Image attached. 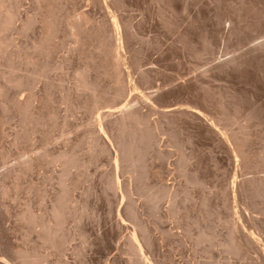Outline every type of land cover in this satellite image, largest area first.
I'll use <instances>...</instances> for the list:
<instances>
[{"label": "bare ground", "instance_id": "1", "mask_svg": "<svg viewBox=\"0 0 264 264\" xmlns=\"http://www.w3.org/2000/svg\"><path fill=\"white\" fill-rule=\"evenodd\" d=\"M77 1L0 0V146L5 148L0 191L7 195L9 181L16 191L23 180L29 182L19 216L28 248L17 260L0 253V264H52L77 240L81 246L73 256L80 264L102 259L104 264H176L172 248L166 253L165 246H185L193 238L164 225L177 218L181 203L183 220L199 230L192 248L207 256V264H218V249L226 264H247L252 254L260 257L253 264H264V85L253 92L254 106L232 85L257 75L261 66L264 81V0H147L167 30L179 27L181 9L195 8L190 27L202 43V55L210 52L215 36L227 51L204 72L191 67L190 78L148 90H142L143 82L152 81L156 67L141 62L151 43L128 16L127 2L80 0L91 8L86 13ZM211 20L216 34L204 27ZM197 25L201 31L194 29ZM70 40L75 49L53 67ZM190 47L192 56L199 54ZM82 61L74 86L53 96L49 73ZM187 86L190 100L180 90ZM204 88L213 93L214 112L201 106ZM78 112L79 122L71 123L70 114ZM182 124L235 166L233 181L232 172L224 171L215 195L196 191L203 190L205 174L191 140H181ZM165 144L181 150L183 189L179 185L172 191L165 184L171 174V151L161 149ZM37 145L53 146V151L35 153ZM12 158L15 163L9 165ZM44 168L52 170L59 190L45 194L40 215L36 181ZM231 199L258 217L235 212L233 218ZM9 214H0V247L8 243L1 229Z\"/></svg>", "mask_w": 264, "mask_h": 264}, {"label": "rangeland", "instance_id": "2", "mask_svg": "<svg viewBox=\"0 0 264 264\" xmlns=\"http://www.w3.org/2000/svg\"><path fill=\"white\" fill-rule=\"evenodd\" d=\"M30 0H28L29 2ZM129 6V13L128 16L133 15L134 17V24L139 29V33L141 38L145 41H150L151 45L148 48L145 57H143V61L141 62L142 66H145L149 63L155 64V73H153L152 81L149 83L143 82L142 90H148L152 88H157L159 86H164V83L170 82L174 79L180 78L182 81L185 79L190 78L189 75L191 67H198L200 72H204L206 69L212 67L215 64V60L220 58L223 55L227 54L226 45L224 42L220 41L218 36H215L212 40V45L210 48V52L207 54L202 55L203 46L200 41H198V36H193L191 33L190 27V18L192 14L196 12L195 8H187L186 10L181 9L178 13L181 23L179 27L171 29H166L163 24L160 23L155 11L149 8V4L147 0H125ZM79 2V10L80 12H90L91 8L88 7L87 2ZM142 12V13H141ZM99 14V13H97ZM143 14V17L141 15ZM100 16V15H99ZM228 24L223 26V29ZM210 32L216 34L218 29L213 24L212 20L210 23H207L205 26ZM195 30L199 29L200 26L197 25L194 27ZM201 31V30H200ZM183 35L181 38L180 36ZM191 44L196 47L199 54L192 56L189 51L191 49ZM186 45V50L182 49V46ZM74 41H66V46L51 62L53 67L59 66L63 59L67 56L69 51L75 49ZM84 61L81 63H75L70 67L64 68L62 71L53 70L49 73V78L55 84L53 86L52 95L56 96L59 95V89L61 88H71L74 85V77H75V70L77 67H80ZM148 68V67H147ZM263 71V67L261 66L257 71V75H254L251 78H242L237 79L232 82V85L240 90L239 94L240 97L246 102L247 104L254 106L256 101L253 97V92L255 89H259L260 85H264V81L259 77ZM137 76H135L136 78ZM62 80L63 82H61ZM138 80V79H137ZM139 81V80H138ZM108 83L105 84L107 86ZM209 85L212 87L215 86H222L228 87L229 84L224 82L219 83H212L210 82ZM245 85H249L246 87ZM42 88L44 85H40ZM177 86V85H173ZM169 88V87H168ZM207 88V87H206ZM204 88L200 92V103L202 108L206 112H214V99L212 91H208ZM180 90L185 94L184 99L190 100L187 95L191 94V90L189 86L180 88ZM249 91V93L247 92ZM151 92V91H150ZM148 93V92H147ZM28 92L26 91L21 96H26ZM134 95L133 93H131ZM262 94L261 92L259 93ZM258 105L261 104L260 100L257 103ZM257 106V105H256ZM82 113H73L70 114L69 121L71 123L77 124L79 122ZM15 125V124H14ZM12 126L15 129V126ZM182 132L181 140H191L193 143V148L196 150V155L200 161L202 166V171L205 174V186L202 189L197 188L196 191L198 193H203L205 195H209L210 193L215 195L217 192L216 186L218 185V180H221L222 174L224 171H231V183L234 179L235 175V166L234 164L231 167L228 164L227 157L217 152L216 154L213 151L212 144L207 139L202 137H198L194 131L189 130L188 126L185 124L181 125ZM233 127L232 129H234ZM9 131V130H8ZM62 131V127L59 126L55 131L54 135L57 137L59 133ZM81 131V130H80ZM81 135V132H80ZM22 146H25L22 145ZM32 146V145H31ZM160 146V144H159ZM187 146V152H190V148ZM162 150L171 151V157L167 161L168 168L171 170V174L166 177L165 184L172 190L176 191L179 189V185H181L180 189L184 188V178L181 169V150L177 149H169L166 147V144L161 148ZM5 148L0 146V163L4 161L3 152ZM46 151H53V146H36L35 153L43 155ZM14 158L12 160L7 161L9 165L14 164ZM216 159H221L223 162L220 165H216ZM162 164V160L155 162V167H159ZM182 167V168H181ZM95 169H90V174H94ZM181 171V172H180ZM12 181H9L6 186H8L7 195L3 196V192L0 191V214L6 213L9 210L10 214L6 221L2 223V238L8 239V243L6 246L0 247V253L6 254L13 259L17 260L18 255L20 252H23L28 248L25 240H24V225L20 223L19 216L22 212H24L26 208V204L28 201V196L26 195V189L29 185L28 181H22L20 184L22 185V189L14 190L11 184ZM38 187V194L36 197V212L40 215L44 213V209L46 206L45 201V194L55 193L59 190V185L57 179L53 176L52 170L48 168H44L42 171L39 172L38 180L36 181ZM206 192V193H205ZM20 193V194H19ZM80 193V192H78ZM168 201L163 204V210L168 211L169 208ZM237 208H236V207ZM184 204L178 205V213L176 215V219L170 220L169 222L165 223L164 227L166 229L173 230L174 233L179 234L180 236L184 237L187 234L192 235L193 241L197 239V235L199 230L196 229L191 221L188 223L183 220L185 216V211L183 209ZM231 208L233 209V218L235 212L239 214V216H244V214H249L250 216L258 217L251 211H246L244 207L240 205H235L234 200L231 199ZM200 212V210L198 209ZM236 217V216H235ZM234 220V219H233ZM261 240V239H260ZM193 241L187 240V244L185 246H165L164 250L166 253H169L170 248H172V257L176 264H207L209 260L206 255L202 254L200 251L195 253L192 245ZM264 244V243H263ZM81 246L80 241H75L71 247L70 251L63 255L61 258L60 256H56L52 261V264H80L78 260L75 259L73 256V252ZM202 249V247H200ZM260 257L258 255L252 254L246 261L247 264H253L257 261ZM227 257L221 250L216 251V258L215 262L218 264H226ZM233 263H237L236 259L232 260ZM93 264H104L105 260L102 261L93 260Z\"/></svg>", "mask_w": 264, "mask_h": 264}]
</instances>
